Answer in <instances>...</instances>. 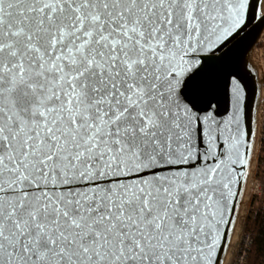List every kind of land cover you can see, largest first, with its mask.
Instances as JSON below:
<instances>
[{
    "label": "snow or ice",
    "instance_id": "obj_1",
    "mask_svg": "<svg viewBox=\"0 0 264 264\" xmlns=\"http://www.w3.org/2000/svg\"><path fill=\"white\" fill-rule=\"evenodd\" d=\"M248 7L0 0V264H220L255 132L196 97Z\"/></svg>",
    "mask_w": 264,
    "mask_h": 264
},
{
    "label": "water",
    "instance_id": "obj_2",
    "mask_svg": "<svg viewBox=\"0 0 264 264\" xmlns=\"http://www.w3.org/2000/svg\"><path fill=\"white\" fill-rule=\"evenodd\" d=\"M262 1L259 0L258 6L253 8L256 0H248L246 27L233 41L229 57L222 63L213 64L210 67L206 74L205 87L196 97L199 108H205L211 102L217 106L216 111L223 115L228 109L229 81L234 75L240 82L241 102L251 109L252 128L255 132L251 165L245 170L248 174L242 182V187L238 183L232 185L233 192H239L240 196L238 201L231 198L229 200L230 205L233 203L236 205V215L233 218L234 227L231 229L229 242L223 254L217 251L213 255L214 261L219 256L220 264L234 263L255 197L264 113V74L260 58L261 45L264 42ZM232 87L236 88L235 81H232ZM233 179L235 180V174H233ZM220 230L223 232L225 225L222 224Z\"/></svg>",
    "mask_w": 264,
    "mask_h": 264
},
{
    "label": "trees",
    "instance_id": "obj_3",
    "mask_svg": "<svg viewBox=\"0 0 264 264\" xmlns=\"http://www.w3.org/2000/svg\"><path fill=\"white\" fill-rule=\"evenodd\" d=\"M261 151L263 156L264 141ZM245 232L252 237L246 264H264V194L255 196Z\"/></svg>",
    "mask_w": 264,
    "mask_h": 264
},
{
    "label": "built area",
    "instance_id": "obj_4",
    "mask_svg": "<svg viewBox=\"0 0 264 264\" xmlns=\"http://www.w3.org/2000/svg\"><path fill=\"white\" fill-rule=\"evenodd\" d=\"M262 12L264 14V0L262 1ZM261 64L264 74V42L261 45V52H260ZM264 141V113H263V131H262V144ZM263 157V160H259V167H258V175H257V183L255 187V196H262L264 194V153L262 156V151L260 153V159ZM252 243V237L250 233L244 232L239 250L235 257L233 264H246L247 261V254L248 250Z\"/></svg>",
    "mask_w": 264,
    "mask_h": 264
},
{
    "label": "rangeland",
    "instance_id": "obj_5",
    "mask_svg": "<svg viewBox=\"0 0 264 264\" xmlns=\"http://www.w3.org/2000/svg\"><path fill=\"white\" fill-rule=\"evenodd\" d=\"M255 198V197H254Z\"/></svg>",
    "mask_w": 264,
    "mask_h": 264
}]
</instances>
